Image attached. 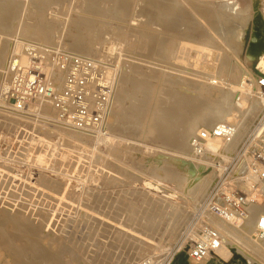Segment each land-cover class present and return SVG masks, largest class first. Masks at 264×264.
Masks as SVG:
<instances>
[{"label":"rangeland","instance_id":"374dc122","mask_svg":"<svg viewBox=\"0 0 264 264\" xmlns=\"http://www.w3.org/2000/svg\"><path fill=\"white\" fill-rule=\"evenodd\" d=\"M171 1L0 0V264H167L171 253L178 249L180 252L174 264H186L190 245L205 229L202 222L209 220V224L220 232V217L207 211L210 198L215 196L217 204L225 195L231 200L247 199L242 209L245 216L253 208H264V183L258 182L259 189L249 188L247 162H242L239 157L263 111L259 112L262 113L260 118L258 114L247 122L246 128L237 135L236 142L221 152L228 158L238 152L233 161L221 164L215 162L216 157L212 159L210 163L215 162L224 170L204 181L201 191L191 194L184 185L172 179L180 172L179 165L175 163L177 160H189L194 156L199 164V159L205 158L196 157L193 148L191 152L176 148L179 145H176L179 142L175 138L176 125L179 124L181 129L187 127L186 120L189 121L187 116L193 102L200 108L204 105V108L214 101L206 99L194 81L202 80L207 85L218 86L228 77L227 84L239 82L237 71L228 75L219 69L222 59L234 53L231 42L239 44L237 48L243 45L238 60L245 64L247 73L255 77L259 74L257 59L246 63L254 23L250 19L248 24L240 25L241 19L253 14L252 0ZM225 2L230 4L222 11L232 9L230 6L233 4L237 21L232 20L225 25L222 13H212L209 20L211 29L216 32L192 11L194 7L204 6L203 9L213 6V11H216ZM118 5H123L125 9ZM129 6L130 9L126 8ZM116 8H122L119 16L115 14L118 11ZM260 10L264 13V0H261ZM238 26L243 29V34ZM141 34L144 35L142 38ZM163 36L169 37V41L163 40ZM145 39L153 49L150 48L147 54L142 48ZM208 40L211 42L206 43ZM165 41L170 42V46H166ZM77 43H82L80 46L91 44V56L81 55ZM161 44H164L163 49L159 47ZM191 44L195 45L194 48ZM207 44H210L209 47ZM26 46L28 49L29 46L36 48L39 52L36 54L47 55L48 71L52 69L50 54L56 51L99 62L102 72L112 81L116 94L107 123L109 135L115 140L113 144L108 141L103 143L97 140L99 136L89 134L85 138L73 139L75 133L57 123L55 112L54 117L48 116L36 107L21 115L19 113L20 116L9 113L18 114L7 101L9 90L4 92L2 84L8 79L11 87L16 68L12 71L10 64L13 60L19 61L16 59L18 54H29L30 50L27 52L24 49ZM228 61L234 69L233 60L228 58ZM8 72L12 76L6 78ZM141 72L148 73L150 77ZM148 77L151 85L140 87L139 80H147ZM220 78L223 80L220 81ZM236 93L239 98L241 92L229 94L232 103ZM160 94L165 96L164 99L170 95L183 96L182 110L177 111L168 100L165 105L158 104L153 108L152 118L142 119L138 112L140 105L144 101L151 103V99ZM159 106L165 107L169 116L170 132L167 131V134L157 131L154 124L157 114L153 112H157ZM245 113V110L238 113L236 120H242ZM182 140L186 143V139ZM170 168L174 172L166 171ZM243 176L247 178L243 179ZM251 178V182L256 184V180ZM162 201L173 204L171 213H167L166 208V211L160 210L157 205ZM149 209L152 212L147 215ZM135 216H154L157 220L154 226L160 232L152 235L153 239L145 245L138 238H144L145 232H150L143 229L148 224L140 219L138 221ZM128 217L135 220L127 221ZM240 218L227 223L237 227ZM200 219L203 221L200 222ZM220 234L230 245L252 256V249L257 251L249 249L241 233L234 237L228 232ZM256 236L254 234V240L259 239ZM35 251L54 256L52 260L45 257L46 260L35 261ZM213 257V264H231L236 256L231 251L225 259L218 253ZM253 257L254 261L264 264V252Z\"/></svg>","mask_w":264,"mask_h":264},{"label":"bare ground","instance_id":"6f19581e","mask_svg":"<svg viewBox=\"0 0 264 264\" xmlns=\"http://www.w3.org/2000/svg\"><path fill=\"white\" fill-rule=\"evenodd\" d=\"M119 1V0H117ZM165 1V0H164ZM171 1V0H170ZM174 1V0H172ZM171 1V2H172ZM199 1V0H198ZM168 2V1H167ZM176 2V1H175ZM204 2V1H203ZM263 2V1H262ZM125 3V2H124ZM177 3V2H176ZM183 3V2H182ZM202 3V2H201ZM252 3H253V14L250 16V17H246V18H243L240 20V18L238 19V22L239 20L241 21V24L240 25H243L245 23L248 24V21L251 19L254 23V29H253V34H252V37H251V41H250V45H249V48L248 50L246 51V63L248 62H251L253 61L254 59H257L259 61V68L262 69V71L264 72V13L261 12L260 10V5H261V0H252ZM163 4V3H162ZM207 5H210L208 3H206ZM230 3L229 2H225L223 5H220V8L219 10H216V11H213V6L209 9L208 8H193L192 11H193V14L194 16H197L199 18H201L205 23H206V26L208 25V27H210L211 29V22H210V15L212 13H216V14H220L222 13V19H223V23H225V25L228 24V22L234 20V21H237V18L235 16H238L236 11H235V6L232 7L233 4H231V8L230 10H227V11H222L223 8L227 7ZM120 5H118L119 7ZM123 6V5H122ZM120 6V7H122ZM135 6V4H134ZM154 6V5H153ZM123 9L124 6L122 7ZM122 8L119 9V8H116L118 11L117 13H115L116 15L119 16V12L120 14L122 13ZM126 8H131L130 6L129 7H126ZM168 9V7H167ZM127 10V9H126ZM187 10V9H186ZM191 10V9H190ZM114 11H116L114 9ZM112 11V13L114 12ZM128 11V10H127ZM129 12V11H128ZM126 13V14H129V13ZM176 12V11H175ZM157 13V12H156ZM168 13V12H167ZM172 14V13H171ZM184 15V13H182ZM115 15V16H116ZM181 15V14H180ZM183 15H181V18L183 20H186L184 17H182ZM192 15V14H191ZM117 16V17H118ZM122 16V15H121ZM125 16V15H124ZM142 16V15H141ZM176 16V15H174ZM114 17V16H113ZM173 17V16H172ZM195 17V18H197ZM112 18V17H111ZM165 18V17H164ZM131 19V18H130ZM124 20V19H123ZM168 20V19H167ZM197 20V19H196ZM99 21V20H98ZM199 21V20H197ZM247 21V22H246ZM150 22V21H149ZM201 22V20H200ZM172 23V22H170ZM199 23V22H198ZM202 23V22H201ZM100 24V23H99ZM139 24V23H138ZM149 24V23H148ZM174 24V23H173ZM172 24V25H173ZM177 24V23H176ZM187 24H190V23H187ZM130 25V24H129ZM133 25V24H132ZM92 26V25H91ZM136 26V25H135ZM151 26V24H150ZM175 26V25H174ZM179 26V24H178ZM202 26V25H201ZM205 26V25H204ZM205 26V27H206ZM105 27V26H104ZM146 27V26H144ZM149 27V26H148ZM156 27V26H155ZM159 27V26H158ZM203 27V26H202ZM222 27V26H221ZM241 26H238V29L241 31V33L243 34V29L242 28H239ZM143 28V27H142ZM169 28V27H167ZM171 28V27H170ZM186 28V27H185ZM165 29V28H164ZM174 29V28H173ZM178 29V28H177ZM158 30V29H157ZM172 30V29H171ZM180 30V29H179ZM206 30V28H205ZM209 30V29H207ZM213 32H216L215 29H211ZM162 30H158V32ZM168 31V30H167ZM44 32V31H43ZM47 32V31H46ZM45 32V33H46ZM148 32V31H147ZM151 32V31H150ZM156 32V31H155ZM154 32V33H155ZM160 32V33H161ZM165 32V30L163 31ZM173 33V31H171ZM176 32V31H175ZM178 32V31H177ZM181 32V31H180ZM208 32H211V31H208ZM212 32V35H214V33ZM48 33V32H47ZM153 33V32H152ZM166 33V32H165ZM182 33V32H181ZM38 35V34H37ZM47 35V34H46ZM142 35V34H141ZM155 35V34H154ZM152 35V36H154ZM161 35H165V34H161ZM220 35V34H219ZM36 36V35H35ZM51 36V34H50ZM144 35L141 36V38L143 37ZM151 36V38H152ZM167 36V35H166ZM217 36V35H216ZM224 36V35H223ZM47 37V36H46ZM164 37V36H163ZM171 37V36H170ZM173 37V36H172ZM206 37V36H205ZM214 37V36H212ZM218 37V36H217ZM134 38V37H133ZM158 38V37H157ZM167 38L169 37H164L163 40H168ZM181 37H179L180 39ZM209 38V37H207ZM49 39V38H47ZM144 39V38H143ZM154 39V38H153ZM156 39V38H155ZM176 39V38H175ZM205 39V38H203ZM211 39V38H209ZM218 39V38H217ZM148 40V39H147ZM146 39L143 40V44H144V47L143 48V51H146V54L148 51H150L152 48H151V45H149V42L147 41ZM202 40V38H201ZM215 40V38H214ZM213 40V41H214ZM48 41V40H47ZM46 41V42H47ZM50 41V39H49ZM96 41V40H95ZM169 41V40H168ZM204 42L207 41V40H203ZM220 41V40H219ZM46 42H44V44H47ZM140 42V41H139ZM154 42V40H153ZM211 41L208 40V42L206 43H209ZM217 42V41H216ZM231 42V41H230ZM83 43V42H82ZM82 43H77L76 44V47L78 48V52L81 54V55H84V56H91V53H92V49L90 48L91 44L86 45V43L82 46H80V44ZM156 43V42H155ZM164 43H167L166 41ZM189 43V42H188ZM213 43V42H212ZM43 44V43H42ZM137 44V43H136ZM168 44V43H167ZM169 44H171L169 42ZM166 45V46H170V45ZM176 44V43H175ZM195 44V43H193ZM198 44V43H196ZM211 44V43H210ZM209 44V45H210ZM224 44V43H223ZM232 44V48L234 50V53H232V56L230 55H227V57L223 58L222 59V62H221V65H220V70L223 71L225 74L228 73V75L230 74H234L233 72L237 71V75L239 76L240 75V80L238 83H235V84H227V78L226 80H223V78H220V85L218 86H211L210 85H207L205 82H203L202 80H192L195 82L196 85H198L199 87V90L200 92L202 93V95H204L205 97H207L206 99H213L214 101L213 104L211 106H205L203 108H200V106L198 104H195L193 102L192 104V107H191V111L188 112V116L187 118H189L186 122H187V127H185V129H181L180 125L177 124V128H176V131H175V138L177 139V141L179 142H176V145L179 143V145L176 146L177 149H181L180 151L182 152H186L189 150V152L192 151V146H191V142H190V135L192 134H196L199 132L200 129H204V130H210L218 125H229V127L231 128V134L230 136L226 137V138H210L207 143H206V154L204 155L205 158L204 159H199V164H197L198 162L195 160L196 158L193 156L191 157L189 160L187 159H181V161H176L175 163L177 165H179V173H177V176H174L172 179H174V181L179 184V185H184L186 190L191 193V194H195L199 191H201V188H202V183L208 179H212L214 178V175L217 173V172H222L224 170V167L223 166H220L217 167L216 164H214L215 162H219V163H223V162H229V161H233L234 157L236 156V153L235 155H233V157H226L225 155H223L221 152L225 151L224 148L227 149V147H229L230 145H232L234 142H236V140L238 139L237 135L240 133L246 128V124L247 122H250L252 121V119L256 118L255 116H258L259 112H264V96L260 93L259 91V88L257 86V79L255 77V75L251 74L249 75L247 73V71L245 70L246 66L245 64H242L239 60H238V56H239V52L241 51V48L243 47V45L241 44L240 45V48H237L239 44H234L233 42H231ZM32 45V44H31ZM49 45V44H48ZM78 45V46H77ZM155 45V44H154ZM164 44H161L159 47L162 48ZM181 45V44H180ZM189 45V44H188ZM192 45V44H191ZM200 45H206V44H200ZM208 45V44H207ZM208 45V47H209ZM216 45V44H215ZM42 46V45H41ZM143 46V45H142ZM178 46V44H177ZM176 46V47H177ZM193 48L195 45H192ZM212 46V45H211ZM214 46V45H213ZM217 46V45H216ZM215 46V47H216ZM219 46V45H218ZM217 46V47H218ZM158 47V50L160 51V48ZM179 47V46H178ZM225 47V46H224ZM223 47V48H224ZM151 48V49H150ZM173 48V47H172ZM185 48V47H184ZM189 48V47H188ZM206 48V47H205ZM25 51L27 50V52L31 49L30 46H29V49L28 47H24ZM163 49V48H162ZM196 49V48H195ZM201 49V48H199ZM204 49V48H203ZM210 49V48H209ZM227 49V48H226ZM153 50V49H152ZM178 50V49H176ZM180 50V49H179ZM178 50V51H179ZM182 50V48H181ZM187 50V49H186ZM189 50V49H188ZM222 50V49H221ZM21 51V50H20ZM94 51V50H93ZM172 51V50H171ZM22 52V51H21ZM220 52V51H219ZM39 53V52H38ZM178 53V52H177ZM73 54V53H72ZM145 54V55H146ZM158 54V53H157ZM185 54V52H184ZM19 55V54H18ZM16 57V59H19V61H15L10 64V69H13L15 70V68L19 65V66H26L28 64V61H29V57L27 54H20L19 57ZM149 55V54H148ZM165 55V54H164ZM187 55V54H186ZM221 55V53H220ZM80 56V55H78ZM150 56V55H149ZM156 56V55H155ZM163 56V55H162ZM172 56V55H171ZM183 56V55H182ZM167 57V56H166ZM165 57V58H166ZM184 57V56H183ZM224 57V56H223ZM96 58V57H95ZM178 58V57H177ZM228 58L232 59L233 60V65H234V69H231V63L228 61ZM92 59V58H91ZM162 59V58H160ZM164 59V58H163ZM167 59V58H166ZM198 59V58H197ZM178 60V59H177ZM183 60V59H182ZM100 61V60H99ZM178 62V61H177ZM182 62V61H181ZM10 63V62H9ZM175 63V62H174ZM179 64V63H177ZM48 65V64H46ZM18 66V67H19ZM50 66V65H49ZM190 67V66H189ZM48 68V66H47ZM46 68V66L43 68V71L47 72V74L49 76H52V77H55V83H58L59 86L62 85V81H63V75L62 74H57L53 71H51L52 69H48ZM165 68V67H163ZM191 68V67H190ZM166 69V68H165ZM192 69V68H191ZM140 71V70H139ZM143 73V72H141ZM186 73V72H185ZM13 74V73H12ZM179 74V73H178ZM190 74V73H189ZM198 74V73H197ZM7 76H5L6 78H8L9 76L8 75H11V72H8V74H6ZM143 75H148V73H143ZM196 75V74H195ZM200 75V74H199ZM206 75V74H205ZM227 75V76H228ZM249 75V76H248ZM12 76V75H11ZM14 76V74H13ZM149 76V75H148ZM162 76V75H161ZM160 76V77H161ZM170 76V75H169ZM190 76V75H189ZM201 76H204V75H201ZM207 76V75H206ZM218 76V75H217ZM150 77V76H149ZM149 77L147 80H145V78H143L142 80H139V86L140 87H148L149 85H151V83L149 82ZM219 77H222V76H219ZM230 77V76H229ZM224 78V79H225ZM203 79V78H202ZM109 80V79H108ZM8 79L4 81V83L2 84V90L4 92L8 91L9 88H10V82L8 83ZM233 81V80H231ZM215 82V81H214ZM1 90V91H2ZM232 92H241V95L240 97L238 98V94L236 93V97H235V102L232 103L231 102V99H230V96L229 94ZM117 93V92H116ZM161 96L159 95H156L153 99H151V103H148V101H144L142 105H140L139 109H138V112L140 113V116L141 118L143 119H150L149 117L152 118L151 116V113L152 111L154 110L153 108L156 107L158 104H161V105H165L166 104V101L168 102V100H170V104L173 105L177 111L178 110H182L183 108V96H179V95H170V96H167V98H163L162 94H160ZM115 97H116V94H115ZM115 97H114V100H115ZM165 97V96H164ZM137 98V97H135ZM138 101V100H136ZM232 103V104H231ZM34 105V106H33ZM209 105V104H208ZM113 106H114V103H113ZM36 107L38 108V110L40 109L41 111H44L48 114H50L51 116L54 117V112L56 113V110L51 108L52 106H50L49 102L46 101V100H41L40 102L39 101H35L33 104L30 105L29 108H32V109H36ZM10 108V107H9ZM157 112L154 111L153 113L157 114L156 115V119H154V124H155V127L158 130H161L160 133H163V131L165 132V134H167L166 132H170L169 129H170V126H169V122H167L169 116L167 115L166 111H165V107H157ZM13 109V108H12ZM245 110V114L243 116V119L238 121L236 120V117L239 116L238 113H243ZM113 111V109H112ZM12 116L13 115H17V116H20L19 113L18 114H14L12 112H9ZM112 113V112H111ZM153 114V116L155 115ZM262 115L259 114V118L260 116ZM49 116V115H48ZM111 116V114H110ZM44 117V116H43ZM16 118V117H15ZM24 118V117H23ZM44 118H47V117H44ZM258 119V118H257ZM162 122L165 124H162ZM179 126V127H178ZM61 127V126H60ZM64 128V127H63ZM67 128V127H66ZM68 129V128H67ZM70 130V129H69ZM72 131V130H71ZM74 132L75 134L72 135L73 139H78L80 137H84L85 138V135L86 134H82L80 132H76V131H72ZM240 132V133H239ZM164 134V133H163ZM163 136V135H162ZM165 136V135H164ZM166 137V136H165ZM99 141L105 143L108 141V143L110 144H113L114 143V137L111 136V135H106V136H103V135H99V137H97ZM183 139H186V143H182L183 142ZM165 139H168V138H165ZM185 145V146H184ZM194 151V150H193ZM196 155V154H195ZM204 156H197L196 157H204ZM223 156V157H221ZM231 156V155H230ZM207 157V158H206ZM216 157L217 159H215L216 161L212 164L210 163L212 161V159ZM246 158L243 160L244 162H247L249 163L251 161V158L249 155H246L245 156ZM210 158V159H209ZM178 159V158H177ZM242 161V162H243ZM211 164V165H210ZM199 165H202L201 167ZM111 166V165H110ZM109 166V169H111ZM205 166V167H204ZM173 167V166H172ZM177 169V168H176ZM247 170V169H246ZM108 171V170H107ZM167 172H174V170L172 168L168 170H166ZM110 172V171H109ZM112 172V171H111ZM166 172V173H167ZM170 173L168 176H170ZM182 173V174H180ZM239 173V172H238ZM237 173V174H238ZM168 174V173H167ZM175 174V173H173ZM247 177H248V184H249V188H253L254 189H259L260 187L257 186V184H254L253 182H251V177H253L255 180L256 178L253 176V174H251L250 172L247 173ZM246 177V178H247ZM240 179H242L240 177ZM262 183H264V181H262ZM231 185V184H230ZM229 186V185H227ZM256 187V188H255ZM226 196V195H225ZM155 200V199H153ZM165 205H163V204ZM247 203V199H246V202H245V205ZM157 205V204H156ZM244 205V207H245ZM158 207H161L160 210L161 211H166L167 210V213L170 212L171 213V210H172V207H173V204L171 202H166L164 203L163 201L161 202V204L157 205ZM156 207V206H155ZM163 208V209H162ZM166 208V210L164 209ZM20 209V208H19ZM243 209V208H242ZM148 213L147 215L149 214V212H152L151 209L147 210ZM254 211V212H252ZM251 210L248 211V213H246V216L244 214H237L235 215L233 218H230V219H226V218H218L220 220L219 222V230L220 232H223L225 234V232H228V235L229 236H239V234L241 233L242 234V238L247 242V245L249 247V249L251 250V248H255L257 249L254 250L252 249L253 251H251V253L253 254V256L257 255V253L259 252H264V236L262 237H257L259 238L258 240H254V234H257V226H258V219L261 218V217H264V208L263 207H257V208H253ZM157 212V210L155 211ZM245 213V212H244ZM16 215V214H15ZM198 215V214H197ZM48 216V215H47ZM200 216V214H199ZM14 217V216H13ZM12 217V218H13ZM131 217V216H130ZM130 217L127 218V221L128 219H130ZM134 217V216H133ZM137 217V216H135ZM238 217H241L240 218V225L237 226V227H231V225H229L227 223V221L229 220H233L234 218H238ZM132 218V217H131ZM138 218V221L140 219L141 222H144L146 224H148V226H142V228L144 229V231H147L149 232L148 234L145 232V237L143 238H138L139 240L141 239V243L145 245V243H147L148 241L152 240L153 237L152 235L154 234H157L159 233L160 231L154 226L155 225V222H157V220L155 219V217H137ZM136 218V219H137ZM6 219V218H5ZM224 219V220H223ZM256 219H257V222H256ZM16 220V219H15ZM130 220H133V219H130ZM135 220V219H134ZM133 220V221H134ZM13 221V220H12ZM40 221V220H39ZM203 220L200 219V222H202ZM35 222V221H34ZM14 223V222H13ZM46 223V222H45ZM48 223V221H47ZM16 225L17 224V221L15 223ZM20 224V222H19ZM146 224H143V225H146ZM21 225V224H20ZM19 225V226H20ZM127 225V224H126ZM124 225V227L126 226ZM132 225V223H131ZM139 225V224H138ZM24 226V225H23ZM37 226V225H35ZM40 226V225H39ZM38 226V227H39ZM141 226V225H140ZM21 227V226H20ZM127 227V226H126ZM129 227V226H128ZM208 228V227H211L213 229H216L215 227H212L211 224H209V220L205 221L204 223L202 222V228ZM17 228V227H16ZM42 228V227H41ZM137 229V228H136ZM217 230V229H216ZM222 230V231H221ZM24 231V230H23ZM134 231V230H133ZM138 231V230H137ZM218 231V230H217ZM22 232V231H21ZM31 232V231H30ZM39 232V231H38ZM37 232V233H38ZM94 232V231H93ZM139 232V231H138ZM142 232V230L140 231ZM219 232V231H218ZM219 232V233H220ZM36 233V234H37ZM119 233V232H117ZM130 233V232H129ZM134 233V232H133ZM25 234V233H24ZM29 234V233H28ZM93 234V233H92ZM136 234V231L134 233V235ZM27 235V234H26ZM35 235V234H34ZM40 235V234H38ZM56 235V234H55ZM54 235V236H55ZM133 235V236H134ZM138 235V233H137ZM221 235V234H220ZM31 237V236H30ZM42 237V236H41ZM49 237V236H48ZM148 237V238H146ZM39 238V237H38ZM222 238V242H221V246L218 250H216L212 256H214L215 254L218 253V255L221 257V258H227L229 256V254L231 253V251H233L234 253V259L232 261L231 264H260L259 262H256L254 261V257L249 253V252H245L244 250L242 249H238L232 245H230L227 240H225V237L224 236H221ZM62 239V238H61ZM135 239V238H134ZM145 239V240H143ZM128 242V241H127ZM53 243V242H52ZM90 245V244H89ZM139 246V245H137ZM17 247V246H16ZM61 247V246H60ZM128 247V246H127ZM18 248V247H17ZM51 248V247H49ZM136 248V247H135ZM138 248V247H137ZM22 249V248H21ZM18 250V249H17ZM35 250V249H34ZM54 250V248H53ZM19 251V250H18ZM23 251V250H22ZM38 251V250H36ZM34 253V258L36 259L35 261H39L40 259H44L45 257H48L50 258V260H52L51 258L54 256L53 254H43V253H39V252H36ZM64 251V250H63ZM110 251V250H109ZM243 251V252H241ZM21 252V251H20ZM52 252V251H51ZM60 252V251H59ZM138 252V251H137ZM217 252V253H216ZM22 253V252H21ZM56 254V253H55ZM76 254V253H75ZM101 254V253H100ZM33 255V254H32ZM238 257H240L238 259ZM248 257V258H247ZM247 258V259H246ZM54 259V258H53ZM46 260V259H44ZM56 260V259H55ZM60 260V259H59ZM240 260V263L238 262ZM253 260V261H252ZM243 261H245L246 263H243ZM152 263V262H151ZM148 264V263H147ZM189 264H209V260L208 259H200V260H195L193 258L189 259Z\"/></svg>","mask_w":264,"mask_h":264},{"label":"built area","instance_id":"2783aa9c","mask_svg":"<svg viewBox=\"0 0 264 264\" xmlns=\"http://www.w3.org/2000/svg\"><path fill=\"white\" fill-rule=\"evenodd\" d=\"M37 52V49L32 47L29 51L28 65L16 67L11 87L6 94L13 110L22 114L28 111L35 101L46 100L56 110L58 124L82 134L109 135L107 123L113 109L115 89L112 81L102 72L99 62L71 53L60 51L51 53L50 57L53 60L49 63L53 72L63 75L62 85L59 86L54 81L55 77L43 71L48 62L47 55H39ZM257 70L259 71L256 77L257 86L264 96V73L259 67ZM230 134L229 125H218L210 130L200 129L189 138L194 153L197 156H204L207 151L206 143L210 138H226ZM246 155L251 158L247 163V171L256 178V184L264 181V114L241 148L239 155L241 161ZM245 202L246 199L242 197L231 200L225 196L217 204L214 196L209 199L207 211L212 215L230 219L243 212ZM257 236H264V217L258 219ZM221 242L220 233L216 229L206 227L190 245L187 264L191 258L208 259L209 264H213L212 255L220 248ZM179 252L180 249L171 253L167 264H174Z\"/></svg>","mask_w":264,"mask_h":264},{"label":"water","instance_id":"95a60500","mask_svg":"<svg viewBox=\"0 0 264 264\" xmlns=\"http://www.w3.org/2000/svg\"><path fill=\"white\" fill-rule=\"evenodd\" d=\"M187 264V263H186Z\"/></svg>","mask_w":264,"mask_h":264}]
</instances>
